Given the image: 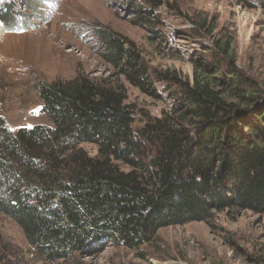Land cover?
Masks as SVG:
<instances>
[{"label":"trees","instance_id":"16d2710c","mask_svg":"<svg viewBox=\"0 0 264 264\" xmlns=\"http://www.w3.org/2000/svg\"><path fill=\"white\" fill-rule=\"evenodd\" d=\"M139 1L153 17L170 0ZM235 1L264 10V0ZM39 3L0 0V24L20 31V7ZM193 23L213 46L192 79L152 68L133 41L98 27L108 77L38 84L51 125L14 133L0 116V214L34 255L67 262L115 246L146 260L143 247L162 229L223 213L264 216V80L240 67L233 34L215 35V21ZM121 78L152 99L167 93L170 110L138 117ZM14 249L0 235V264H16Z\"/></svg>","mask_w":264,"mask_h":264},{"label":"rangeland","instance_id":"374dc122","mask_svg":"<svg viewBox=\"0 0 264 264\" xmlns=\"http://www.w3.org/2000/svg\"><path fill=\"white\" fill-rule=\"evenodd\" d=\"M39 2L31 9L20 7L16 18L27 21L20 31H6L0 24V116L14 133L27 126L51 125L41 113L37 91L41 82L70 81L79 74L108 77L113 72L95 34L98 27L133 41L152 68L192 79L195 63L208 57L213 46L212 38L197 34L193 22L215 21V35L225 29L235 37L240 67L264 80V10L254 5L235 0H170L152 17L139 0ZM120 81L138 117L141 111L161 116L170 110L173 99L167 93L162 100L152 99L124 78ZM80 147L98 155L95 144ZM0 235L17 250L16 264H264V216L250 211L162 229L154 242L143 247L146 260L135 251L110 246L92 258L51 263L34 255L21 228L1 214Z\"/></svg>","mask_w":264,"mask_h":264}]
</instances>
